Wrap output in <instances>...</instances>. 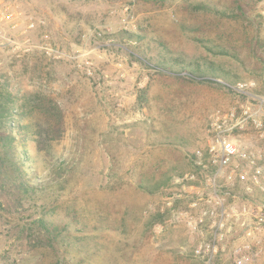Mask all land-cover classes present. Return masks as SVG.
Instances as JSON below:
<instances>
[{"label": "rangeland", "instance_id": "1", "mask_svg": "<svg viewBox=\"0 0 264 264\" xmlns=\"http://www.w3.org/2000/svg\"><path fill=\"white\" fill-rule=\"evenodd\" d=\"M195 1L0 0V85L16 106L33 92L61 113L33 114L51 139L40 152L21 127L31 117L16 115L9 145L19 180L36 190L25 195L18 180L0 190V264H195V236L170 213L147 222L190 170L211 114L245 99L229 86L251 83L264 97V0L240 3L251 23L224 16L234 0H203L212 10ZM181 62H213L225 77L190 75ZM242 140L264 162V138L248 128ZM40 216L64 243H39ZM227 249L221 264H232ZM255 250L250 264H264V230Z\"/></svg>", "mask_w": 264, "mask_h": 264}, {"label": "built area", "instance_id": "2", "mask_svg": "<svg viewBox=\"0 0 264 264\" xmlns=\"http://www.w3.org/2000/svg\"><path fill=\"white\" fill-rule=\"evenodd\" d=\"M251 86H229L245 99L211 114L204 145L190 154V170L175 175L162 198L172 221L195 236V264H221L226 242L232 264H250L258 255L255 234L264 230V202L252 194L264 193V162L242 138L248 128L264 138V97Z\"/></svg>", "mask_w": 264, "mask_h": 264}, {"label": "trees", "instance_id": "3", "mask_svg": "<svg viewBox=\"0 0 264 264\" xmlns=\"http://www.w3.org/2000/svg\"><path fill=\"white\" fill-rule=\"evenodd\" d=\"M152 1H160L164 2L167 0H152ZM183 1V0H181ZM186 1V0H185ZM234 10L231 12H222L225 17L227 18H239L248 21L251 23V19L246 16L245 10L241 7L240 3L244 2V0H234ZM194 9H208L212 10V7L205 4L203 0H196ZM256 33L259 32L257 27ZM127 37L132 38L133 35L127 32ZM215 53L219 54H228L227 50L217 51ZM177 60V59H176ZM181 66L183 69L188 68L190 75L194 76H210V77H225V74L216 70L217 67L213 65V62H206L203 65L196 63V62H181ZM160 67L163 69H167V67L163 64L159 63ZM207 81L215 82L211 79H207ZM22 104L20 106H16L14 96L6 91V88L0 85V190H7L10 185L13 186L12 183H15L18 180L17 184L15 185L18 191H22L25 195L30 193L31 195L34 194L35 188L30 187L24 181L19 180L21 177L20 171L18 168V163L15 159L14 153L12 148L9 145L10 139L9 135L11 131L14 129L20 128L17 122L16 115L18 116H25L27 118L31 117V120H27L28 122L21 126L25 129V131L30 135V139L33 142L37 152H40L43 148L45 141H51L50 138L44 137L42 134L48 135V130H44L38 127L35 118L32 119L33 114H41V115H48L50 117L61 118V113L57 104L52 102L44 95H40L38 93H26L21 96ZM47 100V103L45 101ZM49 100V101H48ZM51 130V127H48ZM46 131V132H45ZM50 143L48 144L49 147ZM6 196H10V190L5 192ZM21 202V198H18ZM168 211H164L163 213H153L150 215V218L147 222V225H153L159 221L162 216H164ZM40 225L42 228L41 232H44L42 237L41 243L42 246H47L53 248L54 244L64 243V238L61 236V230L57 227L58 225L48 221L46 217L40 216L35 221ZM62 228H65L62 226ZM31 235V234H29ZM34 235V234H32ZM40 237L39 235H37ZM56 264H63L61 261H58Z\"/></svg>", "mask_w": 264, "mask_h": 264}]
</instances>
